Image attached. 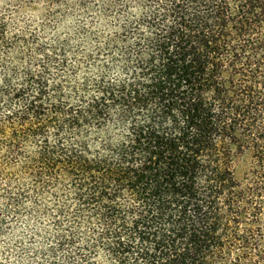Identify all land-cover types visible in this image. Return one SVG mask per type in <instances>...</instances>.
<instances>
[{
	"label": "trees",
	"instance_id": "16d2710c",
	"mask_svg": "<svg viewBox=\"0 0 264 264\" xmlns=\"http://www.w3.org/2000/svg\"><path fill=\"white\" fill-rule=\"evenodd\" d=\"M0 264H264V0H7Z\"/></svg>",
	"mask_w": 264,
	"mask_h": 264
},
{
	"label": "clouds",
	"instance_id": "9594fccd",
	"mask_svg": "<svg viewBox=\"0 0 264 264\" xmlns=\"http://www.w3.org/2000/svg\"><path fill=\"white\" fill-rule=\"evenodd\" d=\"M7 0H0V9H3L6 6ZM69 23H72L70 20Z\"/></svg>",
	"mask_w": 264,
	"mask_h": 264
}]
</instances>
